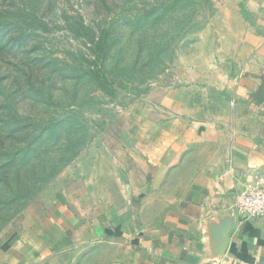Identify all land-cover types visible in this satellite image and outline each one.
<instances>
[{
    "label": "rangeland",
    "instance_id": "obj_1",
    "mask_svg": "<svg viewBox=\"0 0 264 264\" xmlns=\"http://www.w3.org/2000/svg\"><path fill=\"white\" fill-rule=\"evenodd\" d=\"M251 1L264 0H0V144L11 156L34 145L55 164L52 180L0 230V263L8 261L3 243L18 236L26 247H41L31 264H115L118 249L93 240L90 218L76 213L82 200L75 190L97 177L102 185L121 178L123 160L110 136L158 95L151 88L175 70L178 54L199 60L202 43L192 41L194 34L222 24L229 3L252 21ZM105 53L111 94L91 76ZM64 118L72 121L57 143ZM51 124L57 132L41 142Z\"/></svg>",
    "mask_w": 264,
    "mask_h": 264
},
{
    "label": "crops",
    "instance_id": "obj_2",
    "mask_svg": "<svg viewBox=\"0 0 264 264\" xmlns=\"http://www.w3.org/2000/svg\"><path fill=\"white\" fill-rule=\"evenodd\" d=\"M258 3L247 7L252 21L229 3L222 24L194 34L199 60L178 54L175 70L151 88L158 95L110 136L123 160L121 178L102 185L97 177L75 190L82 200L76 213L90 218L93 240L118 249L115 264H264V218L236 211L249 182L264 184ZM201 91L212 97L200 101ZM107 148L114 163L112 144ZM20 241L3 243L4 264H31L41 247Z\"/></svg>",
    "mask_w": 264,
    "mask_h": 264
},
{
    "label": "trees",
    "instance_id": "obj_3",
    "mask_svg": "<svg viewBox=\"0 0 264 264\" xmlns=\"http://www.w3.org/2000/svg\"><path fill=\"white\" fill-rule=\"evenodd\" d=\"M80 22L82 23L81 20ZM85 35L91 40H95L96 36H93L92 32H88ZM139 44L138 53L142 54L143 48L141 43ZM106 55L107 53L102 54L98 58L99 61L96 62V67L91 76L98 82L102 91L111 94L113 85L103 70L104 64L102 60L105 57L107 59ZM71 121L72 118H64L62 121H59L58 132L56 130L52 131L55 126L54 124L50 125L53 127L44 126L39 133L40 141L45 142L44 138L47 139L50 132L55 131L60 135L56 142L60 143L63 130L67 128L65 125ZM42 148H45V145H42ZM43 154L44 152L41 151V148L37 149L34 148V145L28 144L22 147L18 146L11 156L10 150L5 148L2 143L0 144V221H3L0 230L26 206V203L33 197V193L37 187H43L50 181L55 164L42 160ZM69 162L70 160L65 161L60 169L67 166Z\"/></svg>",
    "mask_w": 264,
    "mask_h": 264
},
{
    "label": "built area",
    "instance_id": "obj_4",
    "mask_svg": "<svg viewBox=\"0 0 264 264\" xmlns=\"http://www.w3.org/2000/svg\"><path fill=\"white\" fill-rule=\"evenodd\" d=\"M237 215L242 219L264 218V184L249 182L236 203Z\"/></svg>",
    "mask_w": 264,
    "mask_h": 264
}]
</instances>
